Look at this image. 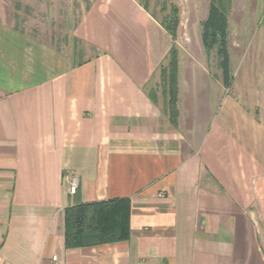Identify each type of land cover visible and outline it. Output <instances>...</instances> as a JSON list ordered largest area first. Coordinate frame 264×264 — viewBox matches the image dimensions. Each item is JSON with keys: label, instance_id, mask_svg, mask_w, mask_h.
Returning a JSON list of instances; mask_svg holds the SVG:
<instances>
[{"label": "crops", "instance_id": "1", "mask_svg": "<svg viewBox=\"0 0 264 264\" xmlns=\"http://www.w3.org/2000/svg\"><path fill=\"white\" fill-rule=\"evenodd\" d=\"M164 38L139 0H0V264H264V83L219 68L174 125ZM110 199L129 239L66 248L65 209Z\"/></svg>", "mask_w": 264, "mask_h": 264}, {"label": "rangeland", "instance_id": "2", "mask_svg": "<svg viewBox=\"0 0 264 264\" xmlns=\"http://www.w3.org/2000/svg\"><path fill=\"white\" fill-rule=\"evenodd\" d=\"M139 1L162 27L164 71L169 68L175 51L178 90L175 111L169 104L171 82L168 70H160L151 83L166 118L172 120L170 117L174 112V125H178L181 115L179 97L184 103L190 102L196 112L202 102L207 101L209 112L215 113L220 94L216 81L221 78L219 68L225 61L223 51L226 49L227 64L232 73L240 67L243 72L252 69L259 84L264 83V0ZM167 24L176 34L168 31ZM182 109L188 111L186 106Z\"/></svg>", "mask_w": 264, "mask_h": 264}, {"label": "trees", "instance_id": "3", "mask_svg": "<svg viewBox=\"0 0 264 264\" xmlns=\"http://www.w3.org/2000/svg\"><path fill=\"white\" fill-rule=\"evenodd\" d=\"M167 29L168 31H174L171 25H168ZM174 33L176 34L175 31ZM227 53V49L223 51L225 61L221 64L226 81L229 80ZM173 55L175 57V51H173ZM174 57L170 60L169 68L165 69V71L168 70V77L171 82L169 104L173 111L176 109V95L178 92ZM161 70L165 72L162 67ZM172 114L171 121H173ZM129 211L130 201L128 199L78 203L66 208L64 212L66 248L128 240L130 237Z\"/></svg>", "mask_w": 264, "mask_h": 264}, {"label": "built area", "instance_id": "4", "mask_svg": "<svg viewBox=\"0 0 264 264\" xmlns=\"http://www.w3.org/2000/svg\"><path fill=\"white\" fill-rule=\"evenodd\" d=\"M68 183L70 193L75 194L78 191V187L80 184V178L77 174L71 173L68 175Z\"/></svg>", "mask_w": 264, "mask_h": 264}]
</instances>
